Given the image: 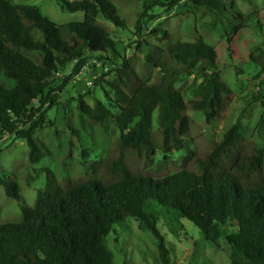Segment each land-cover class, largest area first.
I'll list each match as a JSON object with an SVG mask.
<instances>
[{
    "label": "trees",
    "instance_id": "trees-1",
    "mask_svg": "<svg viewBox=\"0 0 264 264\" xmlns=\"http://www.w3.org/2000/svg\"><path fill=\"white\" fill-rule=\"evenodd\" d=\"M55 1L62 12L81 14L82 20L55 24L36 6L0 0V136L25 141L31 164L47 157L36 131L56 106L55 95L97 61L101 76L94 86L105 85L112 98L106 92L104 97L119 113L113 116L102 104L90 107L78 98V115L98 124L112 118L113 145L121 153L102 162L100 176L63 188L47 171L32 208L20 204V187L0 173L4 195L15 200L22 213L19 222L0 223V264H114L106 238L128 218L157 238L159 259L167 264L153 207L190 223L211 245L222 240L230 264H264V145L237 152L225 166L223 158L238 140L236 126H231L208 152L192 156L185 168L161 178L129 174L121 162L123 151L147 160L156 151L166 155L183 150L190 131L188 111L201 113L205 124L221 117L230 90L219 76L217 48L200 38L173 42L157 60L145 58L158 69L160 80L143 82L123 57L111 62L108 56L118 55L116 43L97 21L124 27L108 0ZM181 1L145 0L150 5L144 11L157 4L169 11ZM190 1L209 12L223 10L218 0ZM249 57L259 68L257 77L264 76V52ZM173 63L200 80L191 89V99L170 79ZM36 100L39 106L33 108ZM250 102L264 110V82ZM153 112L157 128L151 132Z\"/></svg>",
    "mask_w": 264,
    "mask_h": 264
},
{
    "label": "rangeland",
    "instance_id": "rangeland-1",
    "mask_svg": "<svg viewBox=\"0 0 264 264\" xmlns=\"http://www.w3.org/2000/svg\"><path fill=\"white\" fill-rule=\"evenodd\" d=\"M7 1L36 6L41 15L55 24L82 20L81 14L62 12L55 0ZM218 1L223 6L220 12H209L193 5L190 0L181 1L169 11L158 4L144 11V6L150 5L145 0H108L116 8L117 17L123 21L124 27L116 29L101 18L97 21L116 43L118 55L109 53L111 62H118L123 57L139 80L147 83L160 80L158 69L146 62L147 56L155 61L169 44L200 38L217 48L222 64L219 76L230 90L223 114L210 124H205L201 113L187 112L191 123L183 150L166 155L156 151L147 160L133 152L123 151L121 162L129 174L151 178L173 174L185 168L192 156L208 152L231 126H236L238 140L228 157L223 158L225 166L237 152L264 145V110L259 103L250 102L259 92L264 76L257 77L259 68L249 57L251 53L264 52V0ZM142 14L144 18H140ZM68 72L69 68L64 74ZM169 75L175 88L185 92L186 99H191V89L200 82L194 72L173 63ZM100 76V67L93 68L87 64L81 76L74 77L55 95L56 106L46 112L44 125L34 136L49 151V155L39 163L29 162L25 141L9 135L0 136V173L20 187V204L28 208L34 206L37 191L45 186L47 171L63 188L100 176L102 162L107 157H119L121 152L114 148L112 140L114 120L108 118L98 124L88 117L80 119L78 115V98L90 107L100 103L113 116L118 115L119 112L111 108L104 97L106 92L112 98L105 85L94 86V81ZM107 80L111 81L112 77ZM88 82L91 86L86 85ZM38 106L39 101L36 100L33 108ZM151 121V132H154L157 128L156 112H153ZM18 205L15 200L7 198L0 187V223L21 221ZM152 212L167 250V264H230L229 248L222 240L211 245L202 239L193 225L175 214L156 207ZM106 245L114 264H162L157 238L148 230L139 229L134 219L128 218L123 226H117L115 232L106 238Z\"/></svg>",
    "mask_w": 264,
    "mask_h": 264
},
{
    "label": "built area",
    "instance_id": "built-area-1",
    "mask_svg": "<svg viewBox=\"0 0 264 264\" xmlns=\"http://www.w3.org/2000/svg\"><path fill=\"white\" fill-rule=\"evenodd\" d=\"M92 63L95 65V67H101V64H100L99 62H97V61H93ZM82 70H83V69H81V70L79 71V73H78L79 76L82 75ZM86 85H87V86H91V83L88 82Z\"/></svg>",
    "mask_w": 264,
    "mask_h": 264
}]
</instances>
